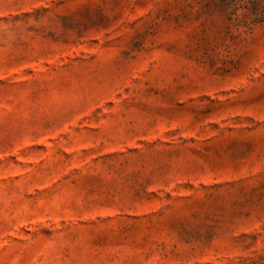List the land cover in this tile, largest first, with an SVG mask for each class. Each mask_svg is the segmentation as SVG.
<instances>
[{"label": "rangeland", "instance_id": "374dc122", "mask_svg": "<svg viewBox=\"0 0 264 264\" xmlns=\"http://www.w3.org/2000/svg\"><path fill=\"white\" fill-rule=\"evenodd\" d=\"M0 264H264V0H0Z\"/></svg>", "mask_w": 264, "mask_h": 264}]
</instances>
